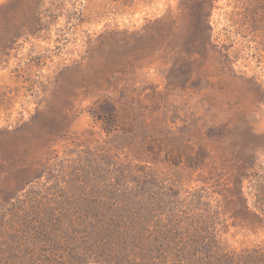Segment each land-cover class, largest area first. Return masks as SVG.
Segmentation results:
<instances>
[{
    "label": "rangeland",
    "instance_id": "obj_1",
    "mask_svg": "<svg viewBox=\"0 0 264 264\" xmlns=\"http://www.w3.org/2000/svg\"><path fill=\"white\" fill-rule=\"evenodd\" d=\"M0 5V264H264V0Z\"/></svg>",
    "mask_w": 264,
    "mask_h": 264
},
{
    "label": "trees",
    "instance_id": "obj_2",
    "mask_svg": "<svg viewBox=\"0 0 264 264\" xmlns=\"http://www.w3.org/2000/svg\"><path fill=\"white\" fill-rule=\"evenodd\" d=\"M8 4H10L8 6H12L13 1H10V3H8ZM1 6H2V8L3 7L8 8L7 5H4V6L0 5V7ZM36 14L38 16V12L34 13L35 17H33V20L31 21L32 26L30 29H34L37 21H39V19L36 20ZM22 27H25V26H22ZM21 36H22V34L16 32V31H12V29L8 26V20L5 21L3 24H0V58H2L3 56L9 55L10 50L13 48V45L19 40V38ZM167 223L170 225L165 226L166 225L165 224L164 225L165 227H160L157 231L159 234L166 235L168 238H172L171 232L172 233L177 232L176 231L177 229L175 228V225H173V224L178 223V221L167 219Z\"/></svg>",
    "mask_w": 264,
    "mask_h": 264
}]
</instances>
